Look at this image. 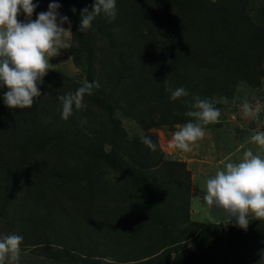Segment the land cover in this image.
I'll use <instances>...</instances> for the list:
<instances>
[{
  "label": "rangeland",
  "instance_id": "1",
  "mask_svg": "<svg viewBox=\"0 0 264 264\" xmlns=\"http://www.w3.org/2000/svg\"><path fill=\"white\" fill-rule=\"evenodd\" d=\"M245 1L247 2L245 6L247 22L264 30V0ZM32 2L36 4L32 19H36L38 13L48 11L49 4L53 3L50 0H32ZM59 5L57 9L59 16H67L69 21L63 23L62 27L66 29L70 27L71 30V33H66L64 41L70 46L60 49L59 54L49 60L50 68L47 72L59 78L56 84L48 86L39 97L34 98L31 108L16 109L15 118L19 120L15 121L17 126L10 121L6 130L0 133V237L8 234H18L23 237L19 264H68L61 263L55 256L50 257V255H58L57 250L73 248V245L74 250L82 249V252L87 253L86 248L89 243L92 244L90 254L103 257L104 260L115 264H132L133 261L124 260L131 259L129 255H122L128 250H134L133 253L137 250L135 246L138 243L136 242L137 231H132L127 238L125 230H122V227L126 228L125 225L114 227L116 236L127 240L124 251L114 249L112 252L108 245L100 243L98 239L92 241L98 236L94 234L98 219L90 224L87 215L81 213V204L75 205L76 202L69 197L70 193L67 191L62 193L56 188L57 179H51V173L56 170L59 172L60 169L66 172L78 170L84 175L83 163L80 161L86 158L84 147H87L90 141L103 144L106 150L111 148L110 141L105 139L102 143V137L93 134L89 136L90 141L85 140L76 148V151L69 149L66 145L57 144L55 134L59 129L65 126L67 128L69 125L70 128L64 133L65 138L74 131L80 133L79 129H85L82 121H78V126L73 122H77L79 116V111L77 113L75 107L68 120L61 118L62 105L58 96L74 92L76 87L82 86L85 81L98 82L99 87L95 90L110 96L112 92L109 75L122 69L118 58L112 57L115 54L109 43L102 39L101 35L93 36L92 26L86 30L89 47L84 48L81 43L79 44V38L75 32V20L81 17L83 9L73 5ZM18 19L24 22V14L21 13ZM189 26L190 24L183 31L191 28ZM175 28L177 31L181 30L180 25ZM105 38L109 39L110 36ZM194 59L195 57L181 62L168 60L171 62L168 77L173 85L170 89L183 87L188 92L187 96L171 100L170 93L167 91L166 97L161 95L162 99L148 97L143 101L144 99H138V94L134 91L129 103L123 95L112 93L110 100L114 106L113 115L120 121L128 140L140 142L141 137L146 133L154 134L158 157H162L165 161L180 163L178 166L180 171L177 174L180 173L183 178L184 173V187L182 188L180 183L172 182L174 184H170V188L178 194V200L181 196L188 197L189 204L186 209H183L182 205V209L173 217L171 226H174V234L181 233V236L185 234L187 238L189 230L196 229V223L219 224L217 232L211 238H217L219 243L210 246L209 251L202 252L200 262L197 264H207L206 257L209 254H211L210 264H264V220L249 216L250 223L246 229L237 226L234 220L226 222L217 210L206 206L201 190L205 180L213 176L226 162H237L246 149L251 148L254 152L257 150L256 145L250 141L254 133L264 132V57L260 62L262 69L260 75L245 79L242 75L234 74L237 80L233 81L232 91L229 89V91L214 93L206 91L208 89L204 87L206 79L218 78L216 88L219 89L221 83L226 82L225 80H228L230 76L213 68L196 65ZM91 68L94 69L93 74L90 71ZM198 79H202V84H197ZM203 95L220 110L218 122L203 126L205 135L191 146V151L184 152L169 147L172 134L177 127L193 119L185 115L187 111L192 110L193 97ZM244 105L248 106L251 115L245 114ZM92 109L91 119L88 117L90 121L99 120L109 125V118L105 112L94 107ZM99 114L101 116L96 117ZM66 151L69 153L65 154ZM132 154L134 158H137V154L133 152ZM124 161L128 163L127 158H124ZM20 165L27 168L26 173L22 174ZM102 169L106 172L102 176L104 179L114 178L115 169L103 167ZM185 171L189 173V178L186 177ZM118 172L116 171L115 181L124 184L128 177L124 172ZM173 172L174 170H165L160 177L163 179L167 175L174 174ZM119 184L117 186L121 194L117 197L125 198L128 192L136 194L135 196L140 195V192L135 189L136 186L126 189ZM8 189L11 191L9 194ZM167 192L170 193L169 189ZM120 200L117 201L122 202ZM106 203L107 201L105 206L110 205ZM177 204L181 206L180 201ZM52 211L56 223L50 224L49 220L54 218ZM109 213L107 212L106 215ZM115 213L111 212V215ZM113 220L117 221L116 218ZM231 238H233L232 244L225 245L231 242L229 240ZM46 240L53 242L50 250H38L43 247L34 245ZM114 242L118 244L117 241ZM189 243L191 241L187 238L186 241L182 240L180 243L173 244L170 247L174 249L171 254L174 255L175 250L180 252ZM165 244L168 243L159 247V253L164 252ZM139 254L141 253H138V257L146 256ZM118 258L121 259L116 260ZM149 258L148 256L140 258L134 264H141L143 260L149 264H167L160 259Z\"/></svg>",
  "mask_w": 264,
  "mask_h": 264
},
{
  "label": "trees",
  "instance_id": "2",
  "mask_svg": "<svg viewBox=\"0 0 264 264\" xmlns=\"http://www.w3.org/2000/svg\"><path fill=\"white\" fill-rule=\"evenodd\" d=\"M50 1L73 5L80 9L87 8L89 11L95 3V0ZM246 4L245 0L241 2L240 0H214V2L213 0H116L115 19L110 20L102 13L94 18L92 24L93 36L101 35V38L109 43L115 54L112 57L118 58L122 68L109 75L111 92L123 95L129 103L134 91L137 92L138 99H144L143 101L148 97L154 99H162L161 95L166 97L167 91L163 81L167 79L168 87L173 86L172 80L168 77V68L171 66L169 59L173 62H181L195 57L196 65L213 68L230 76L225 80L226 82L221 83L219 89L216 88L218 78L206 79L204 87H208L207 92L229 91V89L232 91L233 81L237 80L234 74L242 75L245 79L260 75L262 70L260 62L264 57V30L247 22ZM79 23L80 17H77L75 32L79 44L81 43L84 48L89 47L86 31L78 32ZM189 24L191 28L183 31ZM179 25L181 30L177 31L175 27ZM107 36L110 38L106 39ZM90 71L94 73L93 68ZM57 78L59 77L47 72L39 86L40 92L42 93L53 83L56 84ZM197 84H202V79H198ZM6 90L0 87V133L6 130L10 121L15 124V121H19L15 118L16 109L8 108L3 102V94ZM112 93L106 96L94 88L91 95L84 97L86 107L77 110V113L79 111L77 122L73 121L77 126L78 121H82L85 129H79L80 133L74 131L65 138L64 133L70 128L67 125V128L65 126L55 134L57 144L66 145L75 151L85 140L90 141L91 134L97 135L102 137V143L105 139L110 141V150H106L103 144L92 140L94 142L90 141V144L84 147L86 158L80 161L83 163L84 175L78 170L66 172L60 169L59 172L56 170L51 173V179H57L56 188L62 193L66 191L70 193L69 197L76 202L75 205L81 204V213L87 215L90 224L98 219L95 225L97 232L94 230L95 236L97 234L98 236L92 241L98 239L100 243L108 245L112 252L114 249L124 251L127 240L117 237L114 227L125 225L126 228L122 227V230H125L127 238L132 231H137L138 243L135 245L137 250L135 253L134 250H128L123 254L122 256L131 257L124 259L125 261H133L134 264L138 262L136 260L148 256L154 260L165 261L167 264L169 262V264H197L200 262L202 252L209 251L210 246L219 243L217 238L211 239L217 232L219 224L196 223V229L188 232L187 238L191 243L180 252L175 250V256L171 254L174 249L170 247L173 244L187 240L185 234L184 236H181V233L174 234V226H171L173 217L182 209V205L183 209H186L189 204L188 197L181 196L178 200V194L170 188V184H174L172 182L180 183L182 188L184 187V173L183 178L180 173L177 174L180 171L178 167L180 163L165 161L162 157H158V148L152 151L142 141L128 140L120 121L113 115L114 106L110 100ZM200 98L206 99V96ZM92 107L107 114L109 125L99 120L90 121ZM100 116V114L96 115V117ZM145 136L150 137L154 142V134L148 132ZM95 145L98 146L93 148ZM132 152L137 154V158L133 157ZM124 158H127V164ZM102 167L124 172L128 180L124 184L116 182V171L114 178L104 179L102 176L106 172ZM20 170L22 174L27 172V168L23 166ZM165 170H174V174L162 179L160 174L165 173ZM185 175L189 178L188 172L185 171ZM117 184L126 189L136 186L135 189L140 195L135 196L136 194L128 192L125 198L117 197L121 194ZM168 189L170 193L167 192ZM7 192L9 194L10 189ZM105 201L110 205L105 206ZM179 201L181 206L177 204ZM106 211L110 213L106 215ZM111 212L116 213L111 215ZM51 213L54 218H51L49 223H56L54 212ZM114 218L117 221H114ZM229 240L231 242L225 245L232 244L233 238ZM166 242L168 244H165L164 252L159 253V247ZM52 243L46 240L34 245L43 247L38 250H50ZM91 245L89 243L87 246V253L82 252V249L74 250L73 245V248L57 250L58 255H50V257L55 256L57 261L68 264H115L104 260L103 257L90 254ZM138 253L146 256L138 257ZM210 257L211 254L206 257L207 264L211 263ZM141 264L149 263L143 260Z\"/></svg>",
  "mask_w": 264,
  "mask_h": 264
},
{
  "label": "clouds",
  "instance_id": "3",
  "mask_svg": "<svg viewBox=\"0 0 264 264\" xmlns=\"http://www.w3.org/2000/svg\"><path fill=\"white\" fill-rule=\"evenodd\" d=\"M59 7L58 3H50L48 11L40 12L32 19L36 8L32 0H0V87L7 89L3 102L10 109L32 107L34 98L41 95L39 86L50 68V58L70 46L64 42L66 33H71L70 27H62L63 23L69 22L68 17L59 16ZM21 13L25 16L24 22L18 19ZM102 13L114 20L116 0H95L91 11L84 8L78 32L90 29L94 18ZM163 82L171 100L188 95L183 87L172 90L167 79ZM98 87L96 81H85L74 92L60 94L61 118L68 120L73 107L77 110L85 108V95H91ZM193 101L192 110L185 113L193 119L177 127L169 143L171 148L191 151V146L205 135L203 126L218 122L221 112L209 99L195 96ZM244 112L252 114L247 105H244ZM141 141L150 150H156L157 145L150 137L143 136ZM250 142L256 145L255 152L246 149L237 162H226L205 180L201 189L208 208L217 210L226 222L234 220L244 229L250 223L249 216L264 220V155H261L264 153V132L254 133ZM22 241L23 237L18 234L0 237V264H19Z\"/></svg>",
  "mask_w": 264,
  "mask_h": 264
}]
</instances>
